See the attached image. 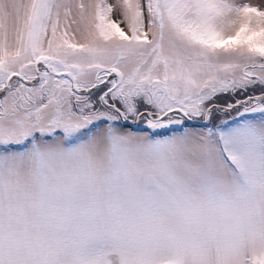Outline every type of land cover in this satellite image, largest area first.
Listing matches in <instances>:
<instances>
[{"label":"snow or ice","instance_id":"obj_1","mask_svg":"<svg viewBox=\"0 0 264 264\" xmlns=\"http://www.w3.org/2000/svg\"><path fill=\"white\" fill-rule=\"evenodd\" d=\"M0 264H264V10L0 0Z\"/></svg>","mask_w":264,"mask_h":264},{"label":"rangeland","instance_id":"obj_2","mask_svg":"<svg viewBox=\"0 0 264 264\" xmlns=\"http://www.w3.org/2000/svg\"><path fill=\"white\" fill-rule=\"evenodd\" d=\"M109 3H115L116 0H108ZM236 3H248L252 6L261 7V10H264V6L261 5V0H234ZM235 115V113H233ZM172 133H170L171 135Z\"/></svg>","mask_w":264,"mask_h":264}]
</instances>
